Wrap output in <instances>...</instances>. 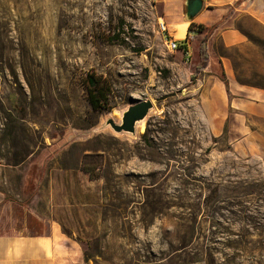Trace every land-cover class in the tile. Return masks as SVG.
Instances as JSON below:
<instances>
[{
    "label": "rangeland",
    "instance_id": "obj_1",
    "mask_svg": "<svg viewBox=\"0 0 264 264\" xmlns=\"http://www.w3.org/2000/svg\"><path fill=\"white\" fill-rule=\"evenodd\" d=\"M227 13L204 7L186 56L152 0H0L7 216L20 199L57 222L79 264H264V4ZM146 100L142 131L107 125Z\"/></svg>",
    "mask_w": 264,
    "mask_h": 264
},
{
    "label": "crops",
    "instance_id": "obj_2",
    "mask_svg": "<svg viewBox=\"0 0 264 264\" xmlns=\"http://www.w3.org/2000/svg\"><path fill=\"white\" fill-rule=\"evenodd\" d=\"M152 1L160 9V19L166 24L167 33L179 43L186 39L189 23L200 18L204 7L221 15L225 11L229 13L230 8L234 13L247 3L261 2V0H202L204 3L202 11L189 22L185 18L186 0ZM236 3H239V6H235ZM196 37L197 35L191 38ZM187 46L190 52L189 42ZM207 48L209 62L203 72L207 70L211 60L208 40ZM20 203H22L20 199H15V213L13 217L7 216L6 210L11 208L12 203L7 199L5 192L0 190V264H79L76 252L63 239L59 224L46 218L44 214L26 210ZM11 218L13 226L11 228L4 226L5 220Z\"/></svg>",
    "mask_w": 264,
    "mask_h": 264
},
{
    "label": "trees",
    "instance_id": "obj_3",
    "mask_svg": "<svg viewBox=\"0 0 264 264\" xmlns=\"http://www.w3.org/2000/svg\"><path fill=\"white\" fill-rule=\"evenodd\" d=\"M235 6H239V3H236ZM233 12V9H229V13ZM206 29L203 25H196L194 23H191L188 27L187 31V38L180 42V45L178 46V49L182 50L186 56L189 55V49L187 46V43L189 42L188 37L192 34H200ZM167 35V34H165ZM209 34L206 32L203 34L202 38L199 41L198 45V56H199V64L195 68L191 79L194 81L197 79V77L203 73V71L206 69L208 62H209V54H208V48H207V40H208ZM177 43V42H176ZM85 91L87 94V101L91 108L95 111L99 110H105L108 108V99L107 95L110 91V85H108L105 80L98 75H90L89 80H87L85 85ZM85 158H88L86 155ZM82 170L85 173H88L91 177V170L87 166L86 162L83 161ZM96 179L97 177H93Z\"/></svg>",
    "mask_w": 264,
    "mask_h": 264
},
{
    "label": "water",
    "instance_id": "obj_4",
    "mask_svg": "<svg viewBox=\"0 0 264 264\" xmlns=\"http://www.w3.org/2000/svg\"><path fill=\"white\" fill-rule=\"evenodd\" d=\"M204 3L202 0L185 1V18L191 22L202 11ZM153 107L150 101H140L131 105L123 113L121 124L117 125L112 120L107 122L116 133H134L137 122H141L147 116L149 110Z\"/></svg>",
    "mask_w": 264,
    "mask_h": 264
},
{
    "label": "built area",
    "instance_id": "obj_5",
    "mask_svg": "<svg viewBox=\"0 0 264 264\" xmlns=\"http://www.w3.org/2000/svg\"><path fill=\"white\" fill-rule=\"evenodd\" d=\"M158 28H159V31H160L163 35L167 34V27H166V24H165L162 20L159 21V23H158ZM168 48H169V50H170L171 52H175V51H177V50H178V46H177L176 41H174V40H170V41L168 42Z\"/></svg>",
    "mask_w": 264,
    "mask_h": 264
},
{
    "label": "bare ground",
    "instance_id": "obj_6",
    "mask_svg": "<svg viewBox=\"0 0 264 264\" xmlns=\"http://www.w3.org/2000/svg\"><path fill=\"white\" fill-rule=\"evenodd\" d=\"M137 126L140 129V131L143 130V122L142 121L141 122H137Z\"/></svg>",
    "mask_w": 264,
    "mask_h": 264
}]
</instances>
